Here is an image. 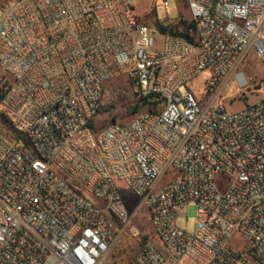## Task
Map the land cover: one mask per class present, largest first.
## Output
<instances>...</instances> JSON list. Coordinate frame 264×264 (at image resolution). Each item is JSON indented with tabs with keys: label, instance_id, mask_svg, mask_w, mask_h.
Instances as JSON below:
<instances>
[{
	"label": "built area",
	"instance_id": "2783aa9c",
	"mask_svg": "<svg viewBox=\"0 0 264 264\" xmlns=\"http://www.w3.org/2000/svg\"><path fill=\"white\" fill-rule=\"evenodd\" d=\"M186 3L194 41L139 23L133 0H0V264H107L143 237L141 208L135 264H264V97L215 102L231 78L249 88L250 49L264 68V0ZM123 77L160 104L98 129Z\"/></svg>",
	"mask_w": 264,
	"mask_h": 264
},
{
	"label": "rangeland",
	"instance_id": "374dc122",
	"mask_svg": "<svg viewBox=\"0 0 264 264\" xmlns=\"http://www.w3.org/2000/svg\"><path fill=\"white\" fill-rule=\"evenodd\" d=\"M136 13L141 23L152 26L156 21H172L178 23L185 21L191 23L190 13L188 11L186 0H169L170 11L158 4L159 0H133ZM173 19V20H171ZM239 72H243L248 79H251L250 86L242 94H237L236 90H232L233 78L229 80V85L225 86L222 93L215 100L217 102L221 98L229 112H237L244 109L248 104H254L264 97V68L254 49H250L245 60L238 67ZM203 78L194 81V89H196L200 100L203 103L210 101L212 95H209L204 88ZM141 98L135 90L134 85L127 78H119L111 81L106 85V93L103 101V108L96 117V125L98 129H104L113 121L126 125L138 114H133L135 106ZM143 112V110L141 111ZM139 112V113H141ZM123 197L130 206L132 212L135 211L137 205H133V197L130 190L123 189ZM184 218L178 220L180 227L193 233L196 229L197 213L194 204H191L183 212ZM133 226L137 227L143 237L141 239H132L125 235L111 252L107 264H135L136 258L140 252V244L144 242V238L153 233V226L148 210L141 208L133 220Z\"/></svg>",
	"mask_w": 264,
	"mask_h": 264
},
{
	"label": "trees",
	"instance_id": "16d2710c",
	"mask_svg": "<svg viewBox=\"0 0 264 264\" xmlns=\"http://www.w3.org/2000/svg\"><path fill=\"white\" fill-rule=\"evenodd\" d=\"M139 23H141L140 18H139ZM155 24L158 25V30L162 34L180 36L188 39L189 41H194V37L192 35L194 31V24L192 23V21L190 24H187L185 21H180L178 23L172 21H156ZM158 104H160V100L158 96L151 95V96L141 97L139 98L138 103L135 106L132 113L137 114L142 110L143 112L152 111L153 108ZM113 122L116 123V121Z\"/></svg>",
	"mask_w": 264,
	"mask_h": 264
},
{
	"label": "crops",
	"instance_id": "0c3cea01",
	"mask_svg": "<svg viewBox=\"0 0 264 264\" xmlns=\"http://www.w3.org/2000/svg\"><path fill=\"white\" fill-rule=\"evenodd\" d=\"M171 20H173V19H171ZM158 27V26H157Z\"/></svg>",
	"mask_w": 264,
	"mask_h": 264
},
{
	"label": "water",
	"instance_id": "95a60500",
	"mask_svg": "<svg viewBox=\"0 0 264 264\" xmlns=\"http://www.w3.org/2000/svg\"><path fill=\"white\" fill-rule=\"evenodd\" d=\"M158 26V25H157Z\"/></svg>",
	"mask_w": 264,
	"mask_h": 264
}]
</instances>
